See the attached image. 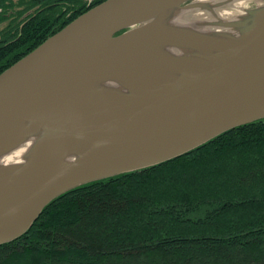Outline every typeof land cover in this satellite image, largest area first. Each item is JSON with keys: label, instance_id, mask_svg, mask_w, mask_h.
I'll use <instances>...</instances> for the list:
<instances>
[{"label": "water", "instance_id": "obj_1", "mask_svg": "<svg viewBox=\"0 0 264 264\" xmlns=\"http://www.w3.org/2000/svg\"><path fill=\"white\" fill-rule=\"evenodd\" d=\"M238 1L225 19L206 0H104L0 73V245L73 188L264 119V0Z\"/></svg>", "mask_w": 264, "mask_h": 264}, {"label": "trees", "instance_id": "obj_2", "mask_svg": "<svg viewBox=\"0 0 264 264\" xmlns=\"http://www.w3.org/2000/svg\"><path fill=\"white\" fill-rule=\"evenodd\" d=\"M104 0H0V73ZM0 264H264V119L73 188Z\"/></svg>", "mask_w": 264, "mask_h": 264}, {"label": "bare ground", "instance_id": "obj_3", "mask_svg": "<svg viewBox=\"0 0 264 264\" xmlns=\"http://www.w3.org/2000/svg\"><path fill=\"white\" fill-rule=\"evenodd\" d=\"M206 1L213 5V7L216 9L215 13L219 17L225 19L236 18L237 16H240V13L244 12V10L247 9L246 7H244L246 3L238 0H206ZM208 20H212V18L208 19L207 14L205 15V13L201 11L189 12L187 14H184L181 18L177 19L178 22L188 25H194V26H200L199 24H201V22H205ZM27 149H28V145H25L11 152L8 156L3 158L1 162L3 164H11L22 161L23 157L26 154Z\"/></svg>", "mask_w": 264, "mask_h": 264}, {"label": "rangeland", "instance_id": "obj_4", "mask_svg": "<svg viewBox=\"0 0 264 264\" xmlns=\"http://www.w3.org/2000/svg\"><path fill=\"white\" fill-rule=\"evenodd\" d=\"M244 7H246V8H250V5L245 4ZM213 9H214V11H216L215 8H213ZM222 11H223V10H222ZM201 12H204L205 15L207 14L208 19H211V18L213 19L212 14H211L208 10H206V11H205V10H201ZM242 13H244V12H242ZM242 13H240V15H241ZM8 22H9V20H7V21L1 23V24H0V30L3 29V28L8 24Z\"/></svg>", "mask_w": 264, "mask_h": 264}]
</instances>
